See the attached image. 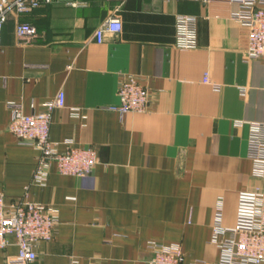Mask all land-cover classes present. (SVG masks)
<instances>
[{
	"label": "crops",
	"instance_id": "1",
	"mask_svg": "<svg viewBox=\"0 0 264 264\" xmlns=\"http://www.w3.org/2000/svg\"><path fill=\"white\" fill-rule=\"evenodd\" d=\"M113 6L40 0L9 14L0 33V191L7 203H43L58 217L31 264H144L151 241L178 245L184 264H217L214 226L233 227L238 194L262 182L248 141L250 123L264 122L263 63L245 60L246 30L228 0H125L121 30L98 43L94 29ZM19 21L36 26L33 41L17 37ZM126 75L149 89L148 111L112 108ZM59 91L50 138L60 150L65 140L94 146L99 159L80 176L51 165L39 185L37 150L8 129V103L30 113ZM10 242L0 264L17 252Z\"/></svg>",
	"mask_w": 264,
	"mask_h": 264
},
{
	"label": "built area",
	"instance_id": "2",
	"mask_svg": "<svg viewBox=\"0 0 264 264\" xmlns=\"http://www.w3.org/2000/svg\"><path fill=\"white\" fill-rule=\"evenodd\" d=\"M111 1L114 2L111 13L93 32V38L98 43L104 40L106 34L121 30L119 11L125 0ZM202 1L209 3L211 0ZM39 2L40 0H0V33L10 13L29 11L37 7ZM228 2L236 6L229 13L230 18L246 30L245 60L258 59L264 66V0ZM178 18L182 24L195 20V17L189 15H179ZM15 33L25 43L33 41L38 34L36 26L28 21L17 22ZM203 82L210 83L207 72ZM117 96L119 102L112 108L121 114L146 112L150 108L151 93L137 76L122 77L117 86ZM8 105L11 109L8 129L19 142L37 150V164L33 172L35 183H46L51 165L61 174L80 176L92 171L99 159L94 146H76L72 140H65V148L60 150L59 143L49 136L52 112L64 106L62 91L44 101L39 110L30 113H25L19 103L11 101ZM73 110L72 113L76 115L77 112ZM250 129L248 155L255 162L254 174L262 182L253 190L238 194L236 222L233 227L214 226V236L219 247L217 264L264 263V122L250 123ZM57 223L58 217L51 207L24 198L7 203L0 191V252L11 243L10 237H14L17 247L15 254L6 257V264H31L37 257V244L53 237ZM148 248L151 255L144 264H184V254L176 244L164 245L151 241ZM190 264L204 262L193 261Z\"/></svg>",
	"mask_w": 264,
	"mask_h": 264
}]
</instances>
